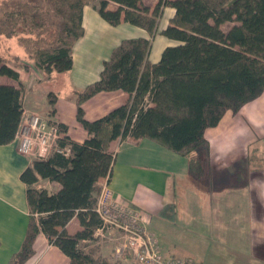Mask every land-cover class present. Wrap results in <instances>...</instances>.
Returning <instances> with one entry per match:
<instances>
[{
    "label": "trees",
    "instance_id": "obj_1",
    "mask_svg": "<svg viewBox=\"0 0 264 264\" xmlns=\"http://www.w3.org/2000/svg\"><path fill=\"white\" fill-rule=\"evenodd\" d=\"M119 4L115 10L109 2ZM90 0H1L0 34L21 37L36 65L47 72H66L73 66L72 49L84 34L83 8ZM93 5L113 25L121 21L157 32L163 7L175 13L161 31L178 43L168 45L156 62L149 59L151 39L125 38L103 61L97 80L76 92L77 119L89 133L73 140L61 123L60 145L70 155L52 152L34 158L21 173L27 185L30 221L22 246L8 264H24L43 232L70 258L71 264H119L103 255L95 239L102 219L95 209L100 178L110 180L116 154L113 140L141 136L190 158L196 177L206 172L205 131L218 124L226 110L238 111L264 92V0H96ZM231 23L228 30L222 25ZM52 34L51 40L46 34ZM36 48V49H35ZM35 49V50H34ZM0 75L19 80V71L0 56ZM123 90L126 102L90 120L83 103L101 91ZM24 89L0 84V144L15 140L24 113ZM56 94L49 95V115L55 113ZM205 148V149H204ZM41 180L60 183L53 192ZM79 218L82 228L69 233L67 224Z\"/></svg>",
    "mask_w": 264,
    "mask_h": 264
},
{
    "label": "crops",
    "instance_id": "obj_2",
    "mask_svg": "<svg viewBox=\"0 0 264 264\" xmlns=\"http://www.w3.org/2000/svg\"><path fill=\"white\" fill-rule=\"evenodd\" d=\"M143 2L154 7L158 0ZM93 3L83 8L84 34L73 45L72 68L50 75L64 74L68 81L65 89L71 91V97L58 88L52 116L67 126L66 133L77 142H83L89 133L77 119L76 92L99 78L103 61L123 39H151V62L160 59L166 46L178 43L161 33L175 13L172 6L163 7L157 32L151 35L124 20L117 25L109 23ZM118 7L114 1L108 4L110 10ZM6 63L19 71V80L0 75V84L22 86L23 72L16 64ZM44 96L37 90L24 95V113L40 111L49 115V98L46 104ZM128 98L129 93L123 90L101 91L83 103L85 116L97 119ZM205 134L206 172L201 177L191 172L189 157L153 140L135 135L113 140L109 148L116 154L112 176L109 181L99 179L95 196L107 183L115 197L140 209L147 230L158 238L165 257H188L199 264H264V172L240 169L251 146L257 148L258 141L264 145V92L234 116L226 115L207 128ZM33 160L18 151L16 139L0 144V264H8L26 236L31 213L27 185L20 175ZM39 184L53 192L61 187L50 180ZM81 228L77 216L67 224L72 234ZM100 247L103 255L113 256L107 245ZM33 248L34 253L24 264H71L69 256L43 232L37 235Z\"/></svg>",
    "mask_w": 264,
    "mask_h": 264
},
{
    "label": "built area",
    "instance_id": "obj_3",
    "mask_svg": "<svg viewBox=\"0 0 264 264\" xmlns=\"http://www.w3.org/2000/svg\"><path fill=\"white\" fill-rule=\"evenodd\" d=\"M63 136L61 122L57 118L30 112L22 115L15 139L21 154L43 159L52 152L70 155L71 145H60ZM95 209L103 222L95 232V237L106 228L116 229L124 234L119 236L115 247L117 258L129 252L139 264H196L187 258L165 257L159 248L158 239L146 230L142 211L115 197L107 183L101 187ZM120 238L124 239L123 243Z\"/></svg>",
    "mask_w": 264,
    "mask_h": 264
},
{
    "label": "rangeland",
    "instance_id": "obj_4",
    "mask_svg": "<svg viewBox=\"0 0 264 264\" xmlns=\"http://www.w3.org/2000/svg\"><path fill=\"white\" fill-rule=\"evenodd\" d=\"M95 1L96 0H90V2H95ZM231 25H232L231 23L224 24L223 29L228 30V27H230ZM25 33L26 32H24L21 37L17 35L8 36V35L0 34V56L10 64L12 65L16 64V67L23 72L24 74L23 76L25 79L22 85L24 89V94L31 95L32 92H34L35 90H37V92L40 91L45 95L43 98L45 99L46 104H48V98L50 93L53 92L56 94L60 90L58 88H62L61 93H63V95H67V97L70 98L71 91L69 92V90L65 89L67 88L68 81L65 78V76H63L64 74H62V76L59 77L57 76L51 77L50 75L52 72H47L45 69L37 67L34 56L30 53L29 50H27V42L25 40L23 41V38L27 36ZM46 36L47 39L49 40L53 38L51 32L47 33ZM59 73H63V72H59ZM241 108L239 110H241ZM238 111H233L232 109H228L225 111L222 118H224L226 115L228 118L231 117L232 115L234 116V114L237 113ZM36 113L45 116V113H42L40 111H37ZM222 118L220 119V121L222 120ZM258 142L257 144L259 145H255L257 146V148L251 146V151L249 153L250 155L244 156L245 157L244 162L243 161L240 162V169L242 168L243 171L257 170L260 172H264V145H260V142L259 143ZM239 149L240 151L238 150L237 152L240 153L239 156H241L243 155L242 148ZM134 208L138 209L136 207ZM141 213L143 214V212ZM143 224H145V220L143 221ZM148 233L150 232L148 231ZM121 234L124 235L119 230L116 229L112 230L111 228H106L101 234L97 235L94 240L85 241V242L83 241L81 243V246L83 248H88L89 246L92 245H96V246L98 245L99 247L103 245H107V247L110 248L113 254V256L109 257L110 261L117 260L119 264H139L137 260L134 258V256L129 252L123 254L120 258H117L115 256V247L119 242V236H121ZM112 237H114L113 240L111 239ZM123 241L124 239L122 240L120 238V242L123 243ZM181 258H187L194 261L196 264H199L198 261H196L195 259H191L188 257H181Z\"/></svg>",
    "mask_w": 264,
    "mask_h": 264
}]
</instances>
